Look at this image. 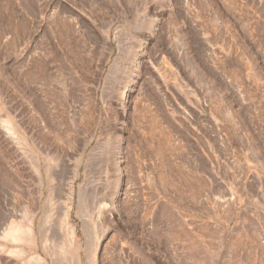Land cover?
<instances>
[{
  "label": "rangeland",
  "instance_id": "1",
  "mask_svg": "<svg viewBox=\"0 0 264 264\" xmlns=\"http://www.w3.org/2000/svg\"><path fill=\"white\" fill-rule=\"evenodd\" d=\"M75 164L84 264H264V0H0V244L76 264Z\"/></svg>",
  "mask_w": 264,
  "mask_h": 264
},
{
  "label": "bare ground",
  "instance_id": "2",
  "mask_svg": "<svg viewBox=\"0 0 264 264\" xmlns=\"http://www.w3.org/2000/svg\"><path fill=\"white\" fill-rule=\"evenodd\" d=\"M130 87L131 86L128 87L127 93L130 92V90H131ZM1 123H3L5 125L6 130L8 132V133L6 132L7 134H9V135L12 134L17 139L22 138L20 135H18L14 131L9 120L3 119V121ZM16 142H18V141H16ZM50 153H48V154H50ZM46 158H47V156H46ZM38 159H39V161L37 160L36 165L41 167L40 158L38 157ZM47 167H48V164H47ZM78 167L79 166L75 164L73 166V168H71V170H72L71 173H73V176L70 177V180L67 183V190H66L67 191L66 192V194H67V203H66L67 204V206H66L67 210H66V214H65V223L68 227V231H69V235L71 237V241L75 244V252L77 251L75 253V262H76V264H84L83 259H82L83 255L81 256L80 252L78 251V249H80V247H82V246H80V239H79L78 231H77V225L78 224L72 219V210L74 207V200H75V195H76L75 180H76V177L79 175ZM39 168H38V170H39ZM41 176H43L42 173H40V178H41ZM11 181H12V179H11ZM85 198H86V196H84L83 192L81 191L79 194V202H78V208H77L79 215L84 210L83 208L85 206V200H86ZM30 214L27 217L28 222H29L28 225H25L22 223H14L12 226L7 227L6 229L4 228V230L1 232L5 238H8L12 242H29V244L34 245L35 247H38L40 244H42V246L46 247L47 242L49 240V237L45 236V233H44V230H43L41 224L39 226L37 225L35 215L33 214L34 216H32ZM84 229H85L86 234H87V232L89 233L87 225H85V224H84ZM15 244H18V243H15ZM0 252L14 256L17 260L16 261L17 264H59V261L55 257H53L52 259L49 260L47 257H44L36 249L35 250H32V249L29 250L27 248H24L23 246H11L10 247V246H4V245L0 244ZM92 259H93V257L88 252V264L92 263Z\"/></svg>",
  "mask_w": 264,
  "mask_h": 264
}]
</instances>
